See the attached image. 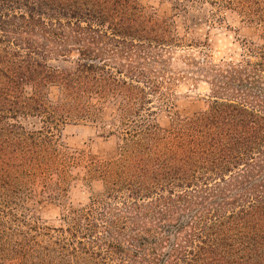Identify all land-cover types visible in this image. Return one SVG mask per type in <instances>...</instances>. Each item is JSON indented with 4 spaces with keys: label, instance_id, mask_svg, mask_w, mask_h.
<instances>
[{
    "label": "trees",
    "instance_id": "16d2710c",
    "mask_svg": "<svg viewBox=\"0 0 264 264\" xmlns=\"http://www.w3.org/2000/svg\"><path fill=\"white\" fill-rule=\"evenodd\" d=\"M169 1L0 0V264H264V0ZM221 8L256 31L237 58L199 34ZM180 80L207 105L162 127ZM84 123L114 156L63 144ZM78 167L100 189L66 204Z\"/></svg>",
    "mask_w": 264,
    "mask_h": 264
},
{
    "label": "rangeland",
    "instance_id": "374dc122",
    "mask_svg": "<svg viewBox=\"0 0 264 264\" xmlns=\"http://www.w3.org/2000/svg\"><path fill=\"white\" fill-rule=\"evenodd\" d=\"M140 2L158 16L167 17L172 14L169 0H140ZM217 13L220 22L209 29L203 26L199 34L208 32L214 60L237 58L242 51V40L256 38L255 28L241 21V18L231 10L221 8ZM177 67L180 68L179 65ZM207 95L208 86L204 82L192 85L188 80H180L173 87L172 107L157 110L153 119L160 126L167 127L172 122L174 114L184 116L204 109L208 102ZM61 140L67 147L82 150L88 157L95 159L111 157L116 153L115 138L107 136L99 126L92 123L66 124L61 131ZM83 174L81 167L73 170L75 179L70 184L64 203L86 204L90 195L99 191L100 185L97 182L87 183L82 179ZM61 211L62 204L46 199L35 204L31 213L48 223L58 224Z\"/></svg>",
    "mask_w": 264,
    "mask_h": 264
}]
</instances>
